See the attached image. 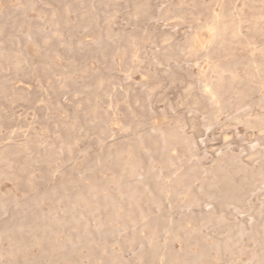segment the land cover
<instances>
[{"label": "rangeland", "instance_id": "374dc122", "mask_svg": "<svg viewBox=\"0 0 264 264\" xmlns=\"http://www.w3.org/2000/svg\"><path fill=\"white\" fill-rule=\"evenodd\" d=\"M263 257L264 0H0V264Z\"/></svg>", "mask_w": 264, "mask_h": 264}, {"label": "bare ground", "instance_id": "6f19581e", "mask_svg": "<svg viewBox=\"0 0 264 264\" xmlns=\"http://www.w3.org/2000/svg\"><path fill=\"white\" fill-rule=\"evenodd\" d=\"M138 4H139V3H138ZM135 5H136V4H135ZM142 5H143V4H141V7L143 8V6H145V5H143V6H142ZM138 6H139V5H138ZM135 7H136V6H135ZM135 7H134V8H135ZM138 8H139V7H138ZM134 11H136V10H134ZM135 14H136V12H135ZM212 20H214V19H212ZM210 23H211V20H210ZM212 23H213V22H212ZM214 23H215V22H214ZM209 26H210V25H209ZM197 41H198V40H197ZM194 44H195V43H194ZM194 44H193V45H194ZM202 80H203V79H202ZM206 82H207V81H206ZM209 84H210V83H209ZM217 84H218V82H217ZM215 85H216V84H215ZM220 85H221V84H220ZM212 86H213V85H212ZM208 95H209V94H208ZM212 97H213V96H212ZM171 135H172V134H171ZM163 163H164V162H163ZM222 180H223V179H222ZM222 180H220V182H222ZM227 181H229V180H227ZM173 191H174V190H173ZM201 251H202V250H201ZM201 254H202V253H201ZM199 255H200V253H199ZM202 255H203V254H202ZM202 255H201V256H202ZM195 256H196V255H195ZM175 258H176V257H175ZM175 258H174V259H175ZM191 258H192V256H191ZM198 258H199V257H198ZM263 258H264V257H263ZM174 259H173V260H174ZM195 259H196V258H195ZM181 261H182V260H181ZM189 261H190V259H189ZM200 261H201V260H200ZM190 263H191V262H190ZM178 264H179V263H178ZM191 264H192V263H191ZM201 264H202V263H201Z\"/></svg>", "mask_w": 264, "mask_h": 264}]
</instances>
